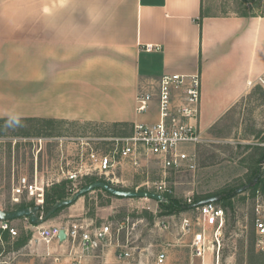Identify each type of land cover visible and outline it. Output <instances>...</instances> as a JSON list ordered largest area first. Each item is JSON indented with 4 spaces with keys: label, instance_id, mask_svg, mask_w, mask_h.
Listing matches in <instances>:
<instances>
[{
    "label": "crops",
    "instance_id": "1",
    "mask_svg": "<svg viewBox=\"0 0 264 264\" xmlns=\"http://www.w3.org/2000/svg\"><path fill=\"white\" fill-rule=\"evenodd\" d=\"M209 3L0 0V119L123 124L132 129L160 121L162 76L199 74L195 125L205 139L250 99L251 89L264 76V14L214 10ZM148 45L158 49L148 52ZM137 94L153 98L144 113L136 112ZM180 95L175 93L174 105ZM197 149L190 146L188 151L196 157ZM78 203L81 210L84 203ZM31 244L24 246L31 254L18 261L58 264L54 260L66 256L54 241L51 255L45 256L42 246L36 260ZM87 253L82 264H121L112 245L100 244Z\"/></svg>",
    "mask_w": 264,
    "mask_h": 264
},
{
    "label": "rangeland",
    "instance_id": "2",
    "mask_svg": "<svg viewBox=\"0 0 264 264\" xmlns=\"http://www.w3.org/2000/svg\"><path fill=\"white\" fill-rule=\"evenodd\" d=\"M209 2L214 10L222 7L224 11L264 14V0ZM238 107L197 145L195 170L163 175L155 159L148 157L142 162L145 166L142 169L133 168L128 162H121L113 175L108 176L113 179L112 187L127 191L154 192L155 186L164 181L166 188L172 192L171 196L181 205L189 204L188 199L197 202L223 193L219 202L227 208L229 218L224 231L222 264H264V256L254 249L247 197L249 189H252L250 184L260 175L259 163L264 152V91L254 87L251 89L250 99ZM132 129L123 124L90 122H0V210L11 212L19 205L34 204L40 207L39 216H44L46 212L41 211L42 201L37 203L35 199L29 200L24 196L18 203L12 202V186L18 178L26 177L30 184L36 182L41 186L42 192L34 195L38 198L40 194L44 195V188L66 180L63 173L67 170H77L81 166L93 167L92 153L112 156L120 148L122 139L131 135ZM91 177L107 181L105 176ZM85 182L84 179L77 183L67 182L68 193L70 189L73 191L68 198L87 185ZM243 188L247 189L231 195L234 189ZM78 202L84 203H81V210L77 206ZM160 206L153 200L117 199L108 197L101 190H94L81 197V201L77 200L51 217L48 221H52L53 225L49 228L63 229L76 219H86L97 228L107 224L114 228L115 224L129 220L130 226L136 224L129 238L144 250L143 263L153 264L152 260L163 242L171 239V236L158 233L154 227L155 222L174 215L170 222L178 223L181 217V212L163 214ZM27 221L21 218L12 224L6 223L17 233L13 239L1 229L0 222V252L5 248L6 251L18 253V258L26 259V254L31 252L24 246L31 241L30 248L33 247L32 253L37 260L38 248L45 246L38 238L36 229L28 226ZM22 240L25 244L16 248L15 244ZM67 247V244L59 247V253L67 254ZM188 255L187 249L173 250L169 253L168 263L187 264ZM65 257L67 256L60 257L56 262L68 264Z\"/></svg>",
    "mask_w": 264,
    "mask_h": 264
},
{
    "label": "built area",
    "instance_id": "3",
    "mask_svg": "<svg viewBox=\"0 0 264 264\" xmlns=\"http://www.w3.org/2000/svg\"><path fill=\"white\" fill-rule=\"evenodd\" d=\"M154 49L158 48L149 45L144 47L148 52ZM256 83L264 90V76L258 78ZM179 92H181L179 103L174 105L175 93ZM200 97L199 74L162 76L158 96L160 121L153 124H135L131 135L122 139L120 148L112 156L92 153L93 167L81 166L77 170H67L63 173L64 178L77 183L84 177L98 175L105 176L106 180L112 183L113 179L108 175H113L121 162H128L133 168L142 169L145 167L142 162L148 157L155 159L163 175L195 170V155L188 149L203 142L195 125L200 114ZM152 100L149 94H137L136 112H146ZM259 170L258 183L249 189L247 197L250 203V226L254 236V249L264 256V160L259 163ZM42 190L36 182L30 184L26 177H20L12 186V202L18 203L26 196L29 200L35 199L37 203L42 201L43 204V194L38 198L34 197L36 192ZM153 193L162 195L165 202L164 196L171 195L172 192L162 181L155 186ZM198 202L200 201L191 202L188 199L191 207L186 212L180 213L178 223L170 222L174 215L165 216L155 222L154 227L158 233L171 236V239L163 242L160 251L152 260L153 264H169V253L176 249L188 250L187 264H222L224 231L229 218L227 208L222 202L213 201L197 205ZM187 214L191 216L187 217ZM1 225V229L8 232L12 239L17 235L16 231L6 223L1 222ZM135 227L136 224L130 226L129 220L115 224L114 228L110 224L97 228L86 219H76L63 229H45L41 226L34 228L38 238L46 247L45 256L51 255L49 248L54 241L60 248L63 243L68 245L67 257H65L69 260L68 264H82L84 254L95 250L100 244L114 246L121 264H144V250L136 245V241L129 238ZM60 230L65 233L64 242H59ZM58 258L59 256L55 261ZM0 264L25 263L18 261V253L3 248L0 252Z\"/></svg>",
    "mask_w": 264,
    "mask_h": 264
},
{
    "label": "water",
    "instance_id": "4",
    "mask_svg": "<svg viewBox=\"0 0 264 264\" xmlns=\"http://www.w3.org/2000/svg\"><path fill=\"white\" fill-rule=\"evenodd\" d=\"M247 188H243L242 190H236L237 193L245 191ZM94 190H101L106 192L112 197L120 198V199H148L153 200L155 202H163V196L160 194H156L149 191H127V190H119L112 187V183L110 181H95L93 183L87 184L76 191L71 198L58 201L53 204L50 210L42 217L39 216L40 207L34 206L33 208H22L17 209L11 212H5L0 210V222H11L17 219H27L31 226L38 227L47 222L51 216L60 208L70 206L74 204L77 200L83 197L85 194H88ZM217 198L211 197L201 200L197 203V205H203L207 202L216 201ZM59 242H64L66 240V236L63 230L59 231L58 234Z\"/></svg>",
    "mask_w": 264,
    "mask_h": 264
},
{
    "label": "trees",
    "instance_id": "5",
    "mask_svg": "<svg viewBox=\"0 0 264 264\" xmlns=\"http://www.w3.org/2000/svg\"><path fill=\"white\" fill-rule=\"evenodd\" d=\"M0 122H39V123H47V124H52L57 122L56 120H37V119H0ZM261 161L264 160V152L261 156ZM258 179V178H257ZM257 179H253L252 183L250 184L251 187H255L256 184L258 183ZM84 180H86V184H90L93 183L95 181H98V179L96 178H92V177H84ZM67 180H61L60 182H55L51 185L50 188H44V195H43V204H42V208L41 211L42 212H48L50 210V208L53 206L54 203L61 201V200H65L69 197L70 193H72L73 191H71V189L68 190L66 188L67 186ZM106 182V181H103ZM71 183V182H70ZM104 192V191H103ZM234 192V193H233ZM231 195H235L237 194L236 189H234ZM106 193V192H105ZM223 193H218V195H214V196H210V197H216V202H219L220 198L222 197ZM87 195V194H85ZM84 195V196H85ZM106 195L108 197H112L109 194L106 193ZM209 197V198H210ZM120 199V198H117ZM164 200L165 202H158L161 206V210L163 212V214H171L174 212H182V211H187L190 209L191 204H184L181 205L179 203V201H177L176 199L173 198V196L171 195H166L164 196ZM35 205H19L18 207H15L14 210L16 209H22V208H33ZM68 207V206H66ZM65 207L60 208L59 210H57L51 217H54L61 209H63ZM4 223H8V222H4ZM6 232V231H5ZM8 233V232H6ZM254 238V237H253ZM25 244V241L22 240L19 243L15 244V247H21ZM253 249L251 248L250 251H252Z\"/></svg>",
    "mask_w": 264,
    "mask_h": 264
}]
</instances>
